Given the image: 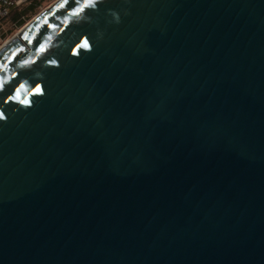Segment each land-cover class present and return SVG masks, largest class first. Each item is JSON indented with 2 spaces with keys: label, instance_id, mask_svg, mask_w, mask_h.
I'll return each instance as SVG.
<instances>
[{
  "label": "water",
  "instance_id": "95a60500",
  "mask_svg": "<svg viewBox=\"0 0 264 264\" xmlns=\"http://www.w3.org/2000/svg\"><path fill=\"white\" fill-rule=\"evenodd\" d=\"M0 264H264V0H57L7 42Z\"/></svg>",
  "mask_w": 264,
  "mask_h": 264
},
{
  "label": "rangeland",
  "instance_id": "374dc122",
  "mask_svg": "<svg viewBox=\"0 0 264 264\" xmlns=\"http://www.w3.org/2000/svg\"><path fill=\"white\" fill-rule=\"evenodd\" d=\"M26 1H21L17 5L18 9L26 5ZM57 0H41L40 5L34 11L28 12L24 16V24L19 26L12 19V15L15 11H12L11 15L0 19V49L10 40H14L18 37V33L23 29L27 24H29L35 17H37L41 12L49 8Z\"/></svg>",
  "mask_w": 264,
  "mask_h": 264
},
{
  "label": "trees",
  "instance_id": "16d2710c",
  "mask_svg": "<svg viewBox=\"0 0 264 264\" xmlns=\"http://www.w3.org/2000/svg\"><path fill=\"white\" fill-rule=\"evenodd\" d=\"M41 0H27L26 5L18 9L17 6L13 7L11 10L15 11L12 15V19L16 22L19 26L24 24V16L31 11H34L36 8L39 7ZM12 11H10L9 16L11 15Z\"/></svg>",
  "mask_w": 264,
  "mask_h": 264
},
{
  "label": "built area",
  "instance_id": "2783aa9c",
  "mask_svg": "<svg viewBox=\"0 0 264 264\" xmlns=\"http://www.w3.org/2000/svg\"><path fill=\"white\" fill-rule=\"evenodd\" d=\"M18 4V0H0V19L7 17L11 9Z\"/></svg>",
  "mask_w": 264,
  "mask_h": 264
},
{
  "label": "crops",
  "instance_id": "0c3cea01",
  "mask_svg": "<svg viewBox=\"0 0 264 264\" xmlns=\"http://www.w3.org/2000/svg\"><path fill=\"white\" fill-rule=\"evenodd\" d=\"M21 1H24V0H18V2H21Z\"/></svg>",
  "mask_w": 264,
  "mask_h": 264
},
{
  "label": "bare ground",
  "instance_id": "6f19581e",
  "mask_svg": "<svg viewBox=\"0 0 264 264\" xmlns=\"http://www.w3.org/2000/svg\"><path fill=\"white\" fill-rule=\"evenodd\" d=\"M15 39H17V38H15ZM15 39H14V40H15Z\"/></svg>",
  "mask_w": 264,
  "mask_h": 264
},
{
  "label": "snow or ice",
  "instance_id": "6c2138e0",
  "mask_svg": "<svg viewBox=\"0 0 264 264\" xmlns=\"http://www.w3.org/2000/svg\"><path fill=\"white\" fill-rule=\"evenodd\" d=\"M39 91V90H38Z\"/></svg>",
  "mask_w": 264,
  "mask_h": 264
}]
</instances>
